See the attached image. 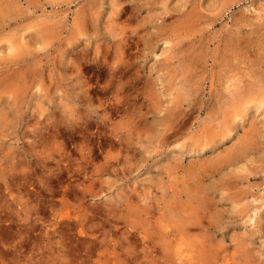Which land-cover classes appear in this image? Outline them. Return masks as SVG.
I'll return each instance as SVG.
<instances>
[{"label": "rangeland", "instance_id": "rangeland-1", "mask_svg": "<svg viewBox=\"0 0 264 264\" xmlns=\"http://www.w3.org/2000/svg\"><path fill=\"white\" fill-rule=\"evenodd\" d=\"M0 264H264V0H0Z\"/></svg>", "mask_w": 264, "mask_h": 264}, {"label": "bare ground", "instance_id": "bare-ground-1", "mask_svg": "<svg viewBox=\"0 0 264 264\" xmlns=\"http://www.w3.org/2000/svg\"><path fill=\"white\" fill-rule=\"evenodd\" d=\"M2 22V21H1ZM4 23V22H3Z\"/></svg>", "mask_w": 264, "mask_h": 264}]
</instances>
